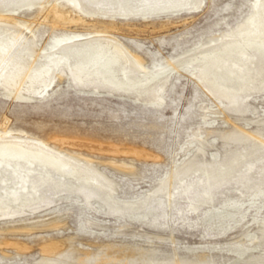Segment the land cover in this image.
Here are the masks:
<instances>
[{
  "label": "rangeland",
  "instance_id": "1",
  "mask_svg": "<svg viewBox=\"0 0 264 264\" xmlns=\"http://www.w3.org/2000/svg\"><path fill=\"white\" fill-rule=\"evenodd\" d=\"M254 1L204 0L199 13L149 21L82 15L86 22L66 23L57 21L46 6L17 17L41 46L108 29L154 69L228 32L252 12ZM57 6L80 13L63 1ZM260 65V74H248L241 112L228 111L224 101L184 71L169 79L157 105L80 90L67 78L57 79L48 92L29 100L24 90L19 98L0 95V132L27 133L51 143L58 138L59 144H53L90 158L118 184L113 194L117 207L94 192L86 198L73 188H40L37 194L51 202L34 214L41 218L34 219L49 222L55 213L64 214L61 224L17 235L1 230L0 264H35L45 244L62 239L72 256L78 254L76 248L95 254L110 247L121 253L112 261L92 259L86 264H173L176 259L264 264V240L256 239L264 220V139L243 138L239 144L224 145L221 138L224 132L240 129L259 130L264 138V64ZM192 67L196 70L198 65ZM238 81L228 78L226 86L237 88ZM173 167L179 173L170 187L156 191ZM126 202H137L138 207L127 209ZM7 240H20L31 248L17 251L5 245ZM140 252H145V261H140ZM126 256L130 258L122 259ZM67 261L79 264L74 257Z\"/></svg>",
  "mask_w": 264,
  "mask_h": 264
},
{
  "label": "bare ground",
  "instance_id": "2",
  "mask_svg": "<svg viewBox=\"0 0 264 264\" xmlns=\"http://www.w3.org/2000/svg\"><path fill=\"white\" fill-rule=\"evenodd\" d=\"M60 1L78 7L80 13L73 15L59 9ZM203 5L204 0H0V87L3 90L0 95L19 98L24 90L29 100L33 94L48 92L57 79L67 78L80 90L126 95L157 105L162 101L169 79L184 71L194 76L212 96L224 101L228 111L241 112L244 99L241 93L248 87V74L252 70L260 74L257 64H264V0H255L252 12L228 32L211 38L188 55L154 69L147 68L144 59L108 29L75 34L52 46H41L35 34L29 31L28 24L17 17L20 12L46 6L56 20L66 23L86 22L82 15L149 21L199 13ZM193 65L198 68L195 70ZM228 78L239 80L237 88L226 86ZM261 86L264 87L263 82ZM263 122L264 119L260 123ZM221 138L224 145L239 144L243 138L264 139L259 130L250 133L243 129L224 132ZM55 140L53 143L57 142ZM53 143L27 133L0 132V231L17 235L37 227L58 226L64 214L55 213L49 222L34 219L41 218L34 214L45 210L51 202L45 195L37 194L40 188L57 191L73 188L86 198L94 192L118 206L113 197L117 183L100 171L90 158L78 156ZM178 173L177 167H173L156 191L170 187ZM225 173L224 170L220 174ZM123 206L130 209L138 204L126 202ZM259 229L256 239L263 241L264 220ZM64 241L45 244L35 264H70L67 259L71 257L79 264H86L92 259L112 261L121 256L119 250L115 252L110 247L95 254L76 248L78 254L72 256L70 246L62 247ZM5 245L22 252L31 248L20 240H7ZM127 258L130 257L122 259ZM139 259L146 260L145 252H140ZM153 264L157 263L153 261ZM173 264L195 263L176 259Z\"/></svg>",
  "mask_w": 264,
  "mask_h": 264
}]
</instances>
